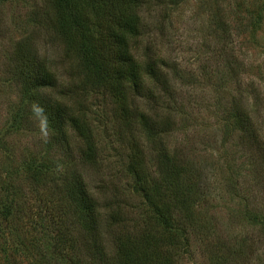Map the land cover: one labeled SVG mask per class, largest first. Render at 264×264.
Listing matches in <instances>:
<instances>
[{"label":"rangeland","instance_id":"obj_1","mask_svg":"<svg viewBox=\"0 0 264 264\" xmlns=\"http://www.w3.org/2000/svg\"><path fill=\"white\" fill-rule=\"evenodd\" d=\"M137 13L143 23L137 56L164 68L176 87L178 122L170 146L194 164L199 192H205L178 211L190 241L181 244L185 253L174 254L148 220L127 175L128 144L121 142L108 100L75 95L89 106L97 164L80 159L75 140L68 151L34 110L20 78L22 51L49 58L66 83L84 78L80 58L65 53L50 1L0 0V264H65L46 243L56 233L47 238L36 227L42 217L49 230L51 217L57 219V237L62 247L72 243L79 264L115 260L119 237L143 242L150 227V250L158 261L171 255L173 264H264V228L256 222L264 217V145L242 147L223 120L241 90L264 112V0H142ZM56 91L50 94L56 97ZM149 146L158 180L173 175L157 163L160 143ZM75 173L84 174L92 193L113 203L109 208L123 220L101 221L104 243L87 229L81 206L68 198ZM177 179L186 184L185 177ZM102 246L111 259H103Z\"/></svg>","mask_w":264,"mask_h":264},{"label":"trees","instance_id":"obj_2","mask_svg":"<svg viewBox=\"0 0 264 264\" xmlns=\"http://www.w3.org/2000/svg\"><path fill=\"white\" fill-rule=\"evenodd\" d=\"M49 1L54 26L62 36L65 53L80 58L84 78L66 83L61 78L62 74L53 70L49 58H39L35 51H22L19 58L20 78L34 110L43 123L52 127L65 141L68 151L73 152L71 141L75 140L80 159L97 164L96 135L89 118V106L80 103L75 95L86 96V101L89 96L96 98L100 95L108 100L114 112V125L119 127L121 142L128 144L126 172L144 200L148 220L160 229L174 254H184L190 241L188 231L177 217L178 211L187 208L188 202L193 199L191 197L197 195L201 187L198 189L196 183L198 170L194 164L186 161L169 143L178 122L176 87L164 68L136 53L143 33L142 19L137 13L142 0ZM68 76L73 75L68 72ZM234 78L238 79L239 75ZM55 90L57 95L53 97L50 93ZM237 93V98H232L224 111L225 130L228 134L237 133L242 147L256 149L264 145V112L245 98L246 92L241 90ZM154 141L160 143L158 165L175 171L160 181L153 170V152L149 150V143ZM83 175H73L68 198L81 206L87 229L96 235L94 238L98 243H104L101 221L105 219L106 223L114 225L123 220L109 208L108 205L113 203L101 201L92 193ZM178 176L185 177L184 186L178 183ZM199 195H205L203 189ZM54 214L51 210L50 215ZM43 220L42 217L36 224L41 234L48 238L52 232L56 233L46 241L54 258L61 259L65 264H79L72 243L62 247L65 243L57 237V219L51 217L50 230ZM256 222L264 228L263 216H258ZM151 229L144 231V243L136 242L135 236L119 237L114 253L116 258L106 264H173L174 256H163L158 261L157 251L151 252V243H155ZM182 243L186 246H181ZM104 249L102 246L103 259H111Z\"/></svg>","mask_w":264,"mask_h":264}]
</instances>
